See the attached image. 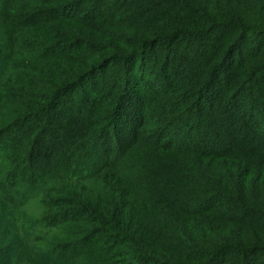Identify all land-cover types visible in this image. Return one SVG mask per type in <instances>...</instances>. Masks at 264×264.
I'll return each instance as SVG.
<instances>
[{"label": "trees", "instance_id": "trees-1", "mask_svg": "<svg viewBox=\"0 0 264 264\" xmlns=\"http://www.w3.org/2000/svg\"><path fill=\"white\" fill-rule=\"evenodd\" d=\"M0 179V264H264V0H0Z\"/></svg>", "mask_w": 264, "mask_h": 264}, {"label": "rangeland", "instance_id": "rangeland-1", "mask_svg": "<svg viewBox=\"0 0 264 264\" xmlns=\"http://www.w3.org/2000/svg\"><path fill=\"white\" fill-rule=\"evenodd\" d=\"M180 50L182 51V50H184V48H182ZM165 55H166L165 53H163V55H155L152 58V60L150 61L152 63L146 67V70L147 71L152 70V72H153L152 74H154V76H156L154 78H157L159 80L157 87H155L156 88L155 91L157 90V92H159V90L163 87V84H165L167 82L165 76H168V74L170 75V78H169L170 81L168 80V82L169 83L172 82L175 85L180 84V81L184 77L183 71H181L182 69H180L181 65H184V64L181 63V61H179L177 59V57H174L171 54H170V56H165ZM165 58L168 59L166 63H170V64L166 65V67L164 68L162 66V63H161L162 67L161 66L158 67L157 62L160 60L164 64ZM154 68L157 69V70H155L157 72L153 71ZM111 70H112V67L108 68L107 74L109 72H111ZM102 80L105 81L104 86H106V87L114 86L117 84L116 82L111 81L110 79L106 81L105 78H102ZM148 80L149 79L145 80V82L142 83V85L147 84ZM142 85H140V86H142ZM148 85L152 86V84H149V83H148ZM140 86L137 89L139 92H141V90H144L148 87L147 86L143 89ZM130 91H131L130 89L126 88V92H129V95H130ZM120 96H122V97L124 96V98L126 96L125 99H128L127 98L128 93H125V92L122 93V90H119L118 92H116V95H115L116 98H118ZM151 108L153 110V112L151 114L156 115L154 117V119L157 122H161V120H162L163 124L161 126L162 127H168V124L165 123L163 120L167 111L165 110L164 112H162V110H160L162 108L158 107V106H155L154 108L151 107ZM149 111H151V110H149ZM159 114H161L162 116L160 117ZM176 120H177L176 123L180 124L181 126H179V128L175 127V128L169 129L171 132L168 135H166V134L161 135L160 138L161 137H164V138L163 139L161 138L159 140V142H161V140L167 141L168 139L180 141L183 138H185V136H187V125L191 126V124H193L192 121H196V116H195V114H193V115L188 114V115L183 116L182 118H178ZM103 123H104L103 127H106L105 125L108 122L107 121L105 122V120H104ZM132 123H133V121H131V122L128 121L126 123L124 122L123 128H126L128 130L131 129ZM190 129H191V131H190L191 135H190V137H188V139L193 141L194 139L192 138V136L196 132V129L192 130V127H190ZM149 130H153V129H151L149 127ZM148 133H149V131H148ZM188 133H189V131H188ZM123 135L127 136L128 134L126 132V134H123ZM110 136H112V135L110 134ZM158 139H159V137H158ZM113 149H115V147H113ZM113 158H114V155H113ZM1 189H2L3 196L8 197V200L6 199L7 200L6 203H10L9 205H11V202H10L11 201V199H10L11 192L18 190L19 189L18 186L15 189L9 188V187H7L6 183L2 182V179H0V190ZM30 220H31V218L28 216V214L26 213V211L24 209H14V208H11L10 206L7 207L6 204H3L2 201L0 200V236L3 238V240L6 238L7 239H10V238L13 239L14 238L15 239L14 243L16 246L25 245V242L28 241L27 238H25V235H27V234L32 235L33 234V230H31V228L29 227L30 223L28 221H30ZM96 242L97 241H94L93 244H91V248H92L91 251L96 249V246H95ZM17 244H22V245H17ZM54 255H55L54 258H52V259L55 262V264H58L56 262V260L59 257V255H61V252H56ZM86 257L87 256L83 257L84 262H82V263H84V264H95L94 262H92L89 259L90 258L89 256L87 258ZM44 263H45V261L41 262L40 264H44ZM96 263L99 264V261H97ZM78 264H80V263H78Z\"/></svg>", "mask_w": 264, "mask_h": 264}]
</instances>
